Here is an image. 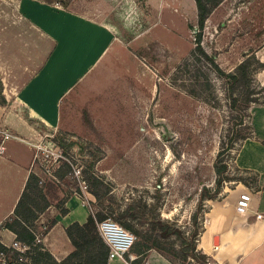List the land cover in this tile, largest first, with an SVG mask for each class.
<instances>
[{
	"label": "rangeland",
	"instance_id": "obj_1",
	"mask_svg": "<svg viewBox=\"0 0 264 264\" xmlns=\"http://www.w3.org/2000/svg\"><path fill=\"white\" fill-rule=\"evenodd\" d=\"M17 1L0 0V97L16 93L48 54L43 51L35 57L37 50L33 57L32 33L22 31L29 23L16 10ZM37 1L60 12L111 24L128 50L146 49L144 62L152 72L142 83L133 79L115 82L92 116L95 130L87 129L84 136L52 133L39 126L34 137L38 142L36 172L51 177L50 172L61 163L58 159L67 157L66 153L76 159V173L97 158L96 172L111 184V193L102 203L87 192L86 183L79 178H67L64 187L81 186L83 196L74 197L90 213L103 209L124 228V222H129L134 226L131 232L139 238L148 234L176 264H264V212L261 217L235 213L240 194H255L263 187L256 172L235 165L246 139L236 142L224 157L229 166L226 180L216 198L205 200L197 220V248L191 250L196 228L192 215L198 209L201 189L217 187L214 163L227 146L234 124L224 81L212 74L215 96L203 93L194 97L175 73L195 47L199 28L195 0H135L137 7L133 0ZM45 40L41 38L42 47ZM24 46L26 50H20ZM203 46L209 53L217 52L218 62L228 72L235 70L245 54H255L264 62V0H219L205 22ZM256 80L264 85V70L256 74ZM262 109L264 99L250 106L244 136L253 137L251 110ZM228 205L232 215L229 221L225 218L221 249L206 254L199 242L212 219L210 211L216 208L217 216H223ZM123 212L127 216L118 219ZM47 217L41 230L49 223ZM155 220L178 227L182 236L160 238L157 231L150 230ZM216 234L210 237L213 246Z\"/></svg>",
	"mask_w": 264,
	"mask_h": 264
},
{
	"label": "crops",
	"instance_id": "obj_2",
	"mask_svg": "<svg viewBox=\"0 0 264 264\" xmlns=\"http://www.w3.org/2000/svg\"><path fill=\"white\" fill-rule=\"evenodd\" d=\"M133 2L137 7L135 0ZM16 3V10L22 15L20 17L29 23L22 27V31L32 33L33 39L29 43L33 45V57L37 50L35 57L43 51H48V54L42 66L16 93L4 94L6 104L0 103V128L11 134L9 139L0 134V144L3 142L6 146L5 153L0 155V225L13 213L31 170H35L38 142H34V137L39 126L52 133L84 136L87 129H91L84 122V114L89 115L96 127L92 116L101 97L115 82L133 79L142 83L141 80L152 72L116 37L111 24L60 12L37 0H18ZM41 38L46 39L43 47ZM27 47L30 51V46ZM20 50H26V46ZM263 110H251L253 137L244 141L235 158V165L239 169L256 172L263 186L252 194L250 214L254 217L264 212ZM75 195L67 201V215H62L55 206H51L37 221L40 228L47 216L50 220H57L43 242L59 261L73 250L65 229L74 222L85 223L91 214ZM217 213L219 210L211 209L212 219L199 242V248L206 254L220 251L222 228L225 218L226 221L231 219L232 207L228 205L223 216H217ZM215 232L220 236V246L211 244L210 237ZM1 233L10 242H4L0 236L4 245H15L16 235L12 231L0 229ZM147 258L148 264H173L157 251L150 252Z\"/></svg>",
	"mask_w": 264,
	"mask_h": 264
},
{
	"label": "trees",
	"instance_id": "obj_3",
	"mask_svg": "<svg viewBox=\"0 0 264 264\" xmlns=\"http://www.w3.org/2000/svg\"><path fill=\"white\" fill-rule=\"evenodd\" d=\"M218 1L195 0L199 26L198 31H195V47L190 56L184 59L175 70L178 78L182 79L183 86L186 88L185 91L194 97L203 93L210 95V97L215 96L216 87L212 80V74L224 81L230 115L234 122L227 136L228 144L219 151L214 163L217 187L213 190L206 187L201 189L198 209L192 215V221L196 228L193 233L194 239L191 241V250L197 248L195 237L200 233L197 225L200 210L203 208L205 200L216 198L220 193L221 184L226 180L225 174L229 166L224 157L227 152L234 148L236 142L250 137V135L244 136L242 134L243 128L246 126V119L250 116L249 108L252 104L264 99V85L256 80V74L264 70V62L260 61L255 54H245L243 61L235 70L228 72L218 62L217 52L209 53L203 46L205 22L212 7L217 5ZM135 54L146 61V49H143L142 52H135ZM0 103L5 105L6 99L0 97ZM84 122L92 130H95L87 113L84 114ZM61 134L76 137L71 133L61 132ZM66 155L67 157L58 159L61 163L50 172L51 177L43 178L35 170H31L13 213L0 225L1 230L8 229L16 235L15 242L18 244V246L9 247L0 241L1 264H108L109 247L100 236L97 228L98 222L111 216L103 209L97 212L92 211L85 223L74 222L65 229L73 250L63 260L56 259L54 254L44 245L45 235L57 223V220H50L41 230L37 225L40 216L51 206H55L62 215H67L69 213L66 206L68 199L74 194L80 197L84 194L79 185L76 189L66 190L64 187L68 184L67 178L83 180L86 183L87 192L92 194L100 203L111 193L110 182L95 170L97 158H94L87 165H83L84 167L81 166L77 175L76 159L74 156H68V153ZM34 162H38L37 156ZM126 216L127 212H123L118 219L123 220ZM124 225L128 230H134V226L129 222H124ZM150 230L157 231L162 239L182 236L178 227L162 220L153 221L150 224ZM184 240H186L185 237ZM154 250L176 264L173 258L159 249L157 243L151 242L148 234L137 238L133 249V252L141 256L137 263H141L142 258H147L149 253Z\"/></svg>",
	"mask_w": 264,
	"mask_h": 264
},
{
	"label": "built area",
	"instance_id": "obj_4",
	"mask_svg": "<svg viewBox=\"0 0 264 264\" xmlns=\"http://www.w3.org/2000/svg\"><path fill=\"white\" fill-rule=\"evenodd\" d=\"M0 134L4 136V139H9V134L5 129L0 128ZM6 146L3 142L0 144V155L5 153ZM37 156V155H36ZM77 170V175L79 174ZM253 196L252 193L245 191L240 194L236 206L235 212L239 216H247L251 211ZM261 217V215H259ZM97 228L100 236L109 247L108 264H112L114 261H118L121 264H148V258H142L141 263H137L141 259V256L133 252L134 246L137 241V236L124 228L121 224L107 218L97 223ZM14 246H18L15 243Z\"/></svg>",
	"mask_w": 264,
	"mask_h": 264
},
{
	"label": "water",
	"instance_id": "obj_5",
	"mask_svg": "<svg viewBox=\"0 0 264 264\" xmlns=\"http://www.w3.org/2000/svg\"><path fill=\"white\" fill-rule=\"evenodd\" d=\"M214 245L220 246V236L219 235L214 236Z\"/></svg>",
	"mask_w": 264,
	"mask_h": 264
},
{
	"label": "bare ground",
	"instance_id": "obj_6",
	"mask_svg": "<svg viewBox=\"0 0 264 264\" xmlns=\"http://www.w3.org/2000/svg\"><path fill=\"white\" fill-rule=\"evenodd\" d=\"M0 236H1V238H3L4 239V242H6L7 243V240L3 237V235H2V233L0 234Z\"/></svg>",
	"mask_w": 264,
	"mask_h": 264
}]
</instances>
